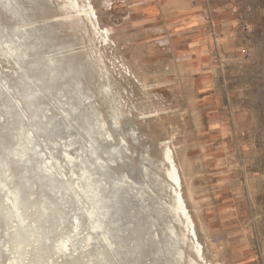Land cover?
I'll return each instance as SVG.
<instances>
[{"label": "rangeland", "instance_id": "rangeland-1", "mask_svg": "<svg viewBox=\"0 0 264 264\" xmlns=\"http://www.w3.org/2000/svg\"><path fill=\"white\" fill-rule=\"evenodd\" d=\"M179 3L0 0V264H100L106 251L112 264H264V0H183V11ZM88 4L95 18L83 13ZM34 39L27 58L12 51ZM50 60L71 71L42 83L37 73ZM34 92L29 105L23 96ZM91 124L102 129L89 135ZM26 132L34 140L28 162L12 153ZM167 147L204 261L175 209ZM81 160L90 180L78 186ZM47 165L67 190L63 199L39 185ZM26 181V228H56L39 261L32 252L17 258L5 240L19 223L11 191ZM95 190L116 200L110 245L93 228L104 211L88 201ZM42 204L52 208L47 217ZM232 212L247 225L245 245L231 239Z\"/></svg>", "mask_w": 264, "mask_h": 264}, {"label": "bare ground", "instance_id": "bare-ground-1", "mask_svg": "<svg viewBox=\"0 0 264 264\" xmlns=\"http://www.w3.org/2000/svg\"><path fill=\"white\" fill-rule=\"evenodd\" d=\"M88 7H85L83 8V13L87 15H89L90 17H96V14H95V11H94V8L88 4L87 5ZM22 26V25H20ZM97 27V26H96ZM20 29V28H19ZM104 33V32H103ZM30 38V33L28 31L25 30L24 32V39L25 41L28 40ZM40 44V39H34L32 42H30V44H28V46H26L25 48L23 49H20V48H13L12 51L14 52V54L19 57V58H27V52L29 49H37V47L39 46ZM9 48V47H8ZM11 49V48H10ZM30 65L28 66L29 69H32V70H35L38 68L37 64L34 63V62H30L29 63ZM49 68V70L47 69ZM48 71V72H47ZM71 69H66L63 71V73L61 74L60 72V69L59 67L55 64L54 60H50L49 63L46 64V68H44L41 72H38L37 74V79L38 81L44 83V82H54L55 80L57 79H60L62 77H64L67 73H70ZM46 72V73H45ZM74 89H78L79 85H73ZM19 88V87H18ZM24 88V87H22ZM47 89H51V87H46V90ZM62 90V89H60ZM38 94L37 93H31V94H25L23 97L27 100V102L29 103V105H32L33 104V101L36 100ZM15 97V96H14ZM74 107V103L72 104V108ZM39 109V108H38ZM38 109H35L33 114H32V117H31V120L33 122H35L36 124L40 121L38 119V115H37V112H38ZM9 110V109H8ZM38 119V120H37ZM50 122V121H49ZM48 122V123H49ZM95 122V121H94ZM55 126V125H53ZM60 126V125H59ZM27 128V127H26ZM42 129L44 131H48V124L42 126ZM102 129V125H98L97 127L93 126L92 124L86 129V133L87 134H91L92 132H97V131H100ZM22 130V129H21ZM43 133V132H42ZM16 134V133H15ZM33 134L31 132H26L22 137H21V140L19 141L20 143L18 144V147L12 152L14 156H17L19 157L20 159L28 162L30 161V157H29V151H33L34 150V140H33ZM120 136V135H119ZM37 137V136H36ZM35 137V138H36ZM34 138V139H35ZM120 138V137H119ZM53 146V145H52ZM47 150V149H46ZM91 154H96V150L93 146V142H91L90 146H89V150ZM119 151V150H118ZM43 153V152H42ZM44 155V154H43ZM67 156V155H66ZM165 158L167 160V162L169 163L170 165V169H168L167 171V176L169 177V179L173 182L172 184L175 185V188H174V199H175V203H176V206H175V209L177 211V213L180 215V217L183 216L184 218V222H185V227H186V230H187V235L188 236H191L192 238V241H193V247H194V251L196 253V256L201 260V261H204V258H203V253H202V245L201 243L198 241L197 239V235H196V231H195V227H194V222L192 220V217L185 205V202H184V199H183V196H182V192H181V179H180V175H179V172H178V169H177V166L175 164V161L173 159V156H172V151L169 147H167L166 151H165ZM48 162V161H47ZM81 164H82V167L80 169V172H79V179H78V186L80 185V182L81 181H84L86 183L89 182L90 180V166H87L86 165V162L84 160H81ZM6 167H8V164H4ZM48 166V165H47ZM46 166V167H47ZM65 167V166H64ZM54 166H48L47 169L44 170V173L42 174V176L39 178L41 179L42 181H40L39 185L42 186V182H45L46 185L48 186V188L50 189H58L57 193H58V197L59 199H63L64 196L66 195V189L65 188H60L59 185H57V182H56V178H55V175H54V170H53ZM10 168H7V170L9 171ZM41 168L38 167V170H40ZM71 170V169H70ZM9 176L11 178L14 177V175L10 172ZM78 177V176H77ZM150 179V178H149ZM24 180V179H23ZM151 180V179H150ZM70 181V180H69ZM28 183L27 181L25 183H22V184H17L13 187L12 191H11V194L13 196V200L11 202V209L14 213V215L17 216V219H19V223L17 225H14L12 226V230H10V232L7 233V239L6 240V246H7V250H9L11 253L14 254V256H16L17 258H22L23 256H25V254L27 252H32L33 253V258L34 260L33 261H39V259L45 254V252L47 251V241H48V235L50 233H53L56 231V228H55V225H50L46 228H42L41 230H39L37 233H30L29 232V228H26L25 226V222H24V219H23V216L26 212L25 210V206H26V203H27V200L23 197V188H24V184ZM68 183V182H67ZM1 184V183H0ZM4 185V184H3ZM11 185V184H10ZM1 186V185H0ZM28 186V185H27ZM106 186V185H105ZM4 187V186H3ZM88 187V185H87ZM3 189V188H2ZM7 189V188H5ZM4 189V190H5ZM119 187H116V190H118ZM142 189V188H141ZM10 190V189H9ZM8 189L6 191H9ZM52 191V190H51ZM75 191V190H74ZM135 191V190H134ZM3 192V191H2ZM10 193V192H9ZM56 193V191H55ZM77 193V192H76ZM75 193V194H76ZM6 194V193H5ZM141 194V193H140ZM4 195V194H3ZM139 195V194H138ZM116 196V195H115ZM31 197V196H30ZM33 197V196H32ZM58 199V198H57ZM68 199V198H66ZM77 199V197H76ZM73 200V199H72ZM88 201L90 202V204H92V207L97 210L99 207H104V211L102 212V214L100 215V217L96 220V222L93 224V228L98 230V231H101L103 234H104V239H105V242L107 245H110L111 244V238H117L115 236V234L112 233V229L114 227L115 230L118 231V226H112V224L109 226L108 224V221L110 220L111 216H110V213H111V210H112V207L115 205L116 203V200L113 198L111 199H108V200H104L98 191H93L91 192L90 194H88ZM4 203V201L2 202V204ZM64 203V202H63ZM80 204V202H79ZM65 205V204H64ZM62 204V206H64ZM72 205V204H71ZM86 205V204H85ZM152 205V204H151ZM1 206V205H0ZM5 206V205H4ZM67 206V205H66ZM87 206V205H86ZM3 207V206H2ZM2 207L0 209H2ZM6 207V206H5ZM75 208V206H74ZM8 209V207H7ZM67 209V208H66ZM3 210V209H2ZM10 210V209H9ZM41 213L43 216L47 217L50 212L52 211V208L50 207H47L46 205H43L41 206ZM39 211V210H38ZM85 211V209H84ZM116 211H118V209H116ZM1 212V210H0ZM40 212V211H39ZM115 212V210H114ZM121 212V211H120ZM123 212V211H122ZM131 212V211H130ZM7 213V212H5ZM4 213V218L5 217H9V215L7 216L6 214ZM8 214V213H7ZM115 214V213H114ZM12 215H10L11 217ZM63 216H66L63 215ZM14 217V216H13ZM87 217L89 219H92L93 218V214L89 212V214L87 215ZM114 217V216H113ZM136 217V216H135ZM41 218V217H40ZM62 218V217H61ZM81 218V217H80ZM9 219V218H8ZM67 219V218H66ZM2 220V218H1ZM5 220V219H4ZM60 220V218H59ZM82 220V219H81ZM80 220V223L82 224ZM85 220V219H84ZM83 220V221H84ZM113 220V219H112ZM6 221L8 222V220L6 219ZM5 221V222H6ZM26 221V220H25ZM64 221V219H63ZM114 221V220H113ZM112 221V222H113ZM4 222V223H5ZM60 222H62V220H60ZM115 222V221H114ZM119 222V221H118ZM56 224V223H54ZM85 224V223H83ZM82 224V225H83ZM7 225V224H6ZM78 222L76 223L75 225V228L77 229L78 227ZM114 225V224H113ZM5 226V225H4ZM136 227V226H135ZM135 227L133 229H135ZM5 228V227H4ZM123 228V227H122ZM172 228V227H171ZM169 228L171 234H173V230ZM7 229V227H6ZM40 229V228H39ZM114 231V229H113ZM6 232V231H5ZM127 232V231H126ZM93 233V232H92ZM60 234V233H59ZM3 235V234H2ZM124 235V234H123ZM102 236V235H101ZM91 237V236H89ZM103 237V236H102ZM75 241V240H74ZM77 241V240H76ZM80 242V241H78ZM123 242V241H121ZM114 243H116L115 245L118 246V249L116 248L114 251L116 253L117 256H120L122 254V245L121 243L117 240V242L115 241ZM174 243V242H173ZM105 244V245H106ZM124 244V243H123ZM84 245V244H83ZM137 245V244H136ZM175 245V244H174ZM5 246V247H6ZM53 247L54 244L52 245ZM96 247V246H95ZM110 247V246H109ZM113 247V246H112ZM84 248V247H82ZM108 248V247H107ZM111 248V247H110ZM115 248V247H114ZM135 248V246H134ZM6 249V248H4ZM88 249V248H87ZM49 250V248H48ZM109 250V249H108ZM52 251V250H51ZM102 251H104L102 249ZM113 251V250H112ZM93 252V251H92ZM97 252V250H96ZM107 252V251H106ZM105 253H99L98 255V262H100V264H112V261L113 259L110 260V258L107 256L108 254ZM110 252V250H109ZM108 253V252H107ZM111 253V252H110ZM30 255V254H29ZM27 256H28V253H27ZM55 256V255H54ZM112 256V255H111ZM123 257V256H122ZM11 258V257H10ZM30 258V257H29ZM173 258V257H172ZM171 258V259H172ZM120 259V258H119ZM29 260V259H28ZM32 260V259H31ZM132 260V258H131ZM89 261V260H88ZM94 261V259H93ZM97 261V260H96ZM12 262V261H11ZM29 262V261H28ZM90 262V261H89ZM88 263V262H87ZM13 264V263H12ZM93 264V263H92Z\"/></svg>", "mask_w": 264, "mask_h": 264}, {"label": "crops", "instance_id": "crops-1", "mask_svg": "<svg viewBox=\"0 0 264 264\" xmlns=\"http://www.w3.org/2000/svg\"><path fill=\"white\" fill-rule=\"evenodd\" d=\"M182 1V2H181ZM177 2H180L181 4L180 10L183 11L185 9V6L183 5V0H177ZM177 11V10H176ZM172 15L173 13H169V15ZM233 188V187H232ZM231 202L233 205H235V209L237 210V206L240 204L239 197H238V191L234 189L231 190ZM243 218L240 217L238 212H232L230 215V222H234V224L231 226L230 231L233 234V237L231 239H234V242L238 243V246L245 245V243L242 240V237H248L247 225L245 223H242L241 221Z\"/></svg>", "mask_w": 264, "mask_h": 264}]
</instances>
